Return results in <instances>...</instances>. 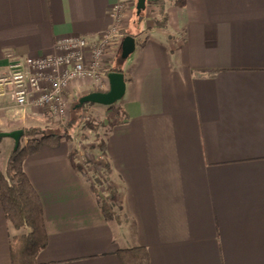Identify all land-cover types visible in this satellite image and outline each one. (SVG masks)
Returning <instances> with one entry per match:
<instances>
[{
	"label": "crops",
	"instance_id": "1",
	"mask_svg": "<svg viewBox=\"0 0 264 264\" xmlns=\"http://www.w3.org/2000/svg\"><path fill=\"white\" fill-rule=\"evenodd\" d=\"M117 3L134 8V0H0V70L8 55L50 54L59 37L95 40ZM164 10L163 27L155 10L140 22L120 66L125 120L104 141L105 188L130 227L104 219L74 147L43 146L23 165L47 235L37 264H123L117 252L137 246L149 264H264V0H165ZM49 119L0 99V133ZM13 142L2 143L0 174ZM11 233L0 205V264H10Z\"/></svg>",
	"mask_w": 264,
	"mask_h": 264
},
{
	"label": "built area",
	"instance_id": "2",
	"mask_svg": "<svg viewBox=\"0 0 264 264\" xmlns=\"http://www.w3.org/2000/svg\"><path fill=\"white\" fill-rule=\"evenodd\" d=\"M123 3L108 11V27L95 40L81 36H63L55 40L52 52L42 57L10 58L0 70V99H7L15 108L44 110L62 127L67 124L70 104L76 100L71 87H84L93 92H107V71L114 52L120 50V32L124 17ZM84 122L88 118L82 119ZM81 125H85L82 123ZM80 163V158L77 159Z\"/></svg>",
	"mask_w": 264,
	"mask_h": 264
},
{
	"label": "trees",
	"instance_id": "3",
	"mask_svg": "<svg viewBox=\"0 0 264 264\" xmlns=\"http://www.w3.org/2000/svg\"><path fill=\"white\" fill-rule=\"evenodd\" d=\"M164 3L165 0H146V9L141 14L142 19L150 7L155 8L157 14L161 16L156 21V25L163 27L166 20ZM139 25L140 23L134 15L131 26L136 31L127 32L125 37L131 36L134 38L137 36ZM114 72L122 73V69L117 66L109 67L107 73ZM85 106L95 105L85 104L82 108ZM72 112L75 113L74 115H77L79 111L72 110ZM113 118L116 122L111 125L109 124L110 128L125 120V116L120 110ZM75 121L76 119H71L63 128L57 131H49L46 128L38 126L22 128L21 139L26 140V142L24 145H21L20 142L17 148L14 147L7 158L3 171L0 174V205L9 229L12 233H15H11L9 240L10 264H37V255L47 245L41 202L24 173V161L27 157L37 154L43 146L54 147L62 140H70V131L75 128ZM101 152L104 153V143L101 145ZM72 154L74 153L72 152ZM76 168L79 174L84 177L85 174L82 167L77 165ZM105 171L109 172L108 163L105 164ZM88 189L92 194L99 196L100 191L93 185H88ZM111 195L114 197L116 193L112 191ZM97 202L101 214L106 221H118L116 219L117 216L108 208L105 199L99 196ZM117 256L123 264H149L148 252L140 246L119 250Z\"/></svg>",
	"mask_w": 264,
	"mask_h": 264
},
{
	"label": "rangeland",
	"instance_id": "4",
	"mask_svg": "<svg viewBox=\"0 0 264 264\" xmlns=\"http://www.w3.org/2000/svg\"><path fill=\"white\" fill-rule=\"evenodd\" d=\"M126 4L127 3L122 4L125 6V9L123 10L124 17L120 25L121 27L120 32L123 37H125V34L129 31L132 32L136 31L135 28H132L131 26V23L135 15V0H134V8L130 12H128L129 5ZM152 10H155L154 14L158 15L157 20L161 18V16L157 14V10L152 7H150L145 12L144 17H146L147 15H152L153 13ZM113 54H114V58L111 59L112 64L110 67H114V66L120 67L123 62L120 60V50L114 52ZM127 60L124 61L123 63H127L128 62ZM96 92H101V91H96ZM78 99L74 100L68 107L67 123L74 118L76 119L75 121L76 126L73 130L70 131V137H71L70 140L65 139L64 142L68 143L71 146V148L72 147L75 148V150H73V153L77 156L76 159L80 158V163H78L77 165L82 167L83 172L85 174L84 177L87 182V185H93L97 190L100 191L101 195L99 194V196L107 201L106 204L108 208L117 216L116 218L118 220L116 221L117 223L115 221H113L112 223L119 225L122 224L129 228L130 222L128 221L127 215L123 211L122 204L119 201L120 199L118 198V195L116 194L114 197H112L111 195L112 191L107 190L105 188L107 187L106 183H107V179L110 176L109 175L110 173L109 172L107 173L105 171V164L107 163L106 161L107 158L104 155V153L101 152V145L104 143L108 130L110 128L109 124L111 125L116 122V120L113 117L118 113V105L121 100L118 101L115 105H113L114 106L113 108L95 105V106H85L80 110H74V106L77 104L76 102L78 101ZM72 110L79 112L77 115H74L75 113H73ZM33 112H40L41 114H46L44 110H38V109H34ZM84 117L88 118V121L86 120L84 122L82 120ZM82 123H85V125H81ZM45 128L49 131L50 130L57 131L58 129H61L63 127L62 125H60L58 122H55L51 118L50 124L48 123V125L45 126ZM17 131H22V130L20 129ZM4 134L6 133H0V148L2 147V143L5 142L10 143L12 140L14 141L13 143L15 146V140L14 139L11 140L10 138L3 136ZM20 142L22 145V143H25L26 140L21 139V141L19 140V143Z\"/></svg>",
	"mask_w": 264,
	"mask_h": 264
},
{
	"label": "water",
	"instance_id": "5",
	"mask_svg": "<svg viewBox=\"0 0 264 264\" xmlns=\"http://www.w3.org/2000/svg\"><path fill=\"white\" fill-rule=\"evenodd\" d=\"M146 0H135V16L140 23L142 20L141 14L145 11ZM135 50V41L131 36L123 38L120 48V60L126 61ZM109 90L107 92H92L80 97L74 110H80L85 104H93L102 107H111L120 101L125 94V81L122 73H109ZM3 136L15 140V148L19 145L22 131H15L12 133L4 134Z\"/></svg>",
	"mask_w": 264,
	"mask_h": 264
}]
</instances>
